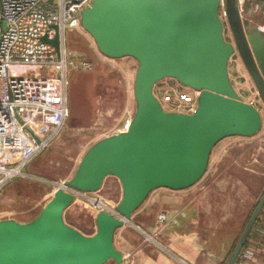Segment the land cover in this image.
I'll return each mask as SVG.
<instances>
[{
    "label": "water",
    "instance_id": "water-1",
    "mask_svg": "<svg viewBox=\"0 0 264 264\" xmlns=\"http://www.w3.org/2000/svg\"><path fill=\"white\" fill-rule=\"evenodd\" d=\"M221 0H92L80 25L98 51L111 59L131 57L134 113L126 129L105 136L83 153L29 221L0 219V264H128L114 235L157 188L187 189L203 176L212 148L229 136H253L258 108L235 91L228 72L236 52L264 101V24L257 25L236 0H223L232 42L224 38ZM50 43L59 52L58 36ZM166 78L197 91L192 111H167L154 93ZM107 176L121 186L118 215L100 210L86 235L67 224L74 192L98 191ZM264 208V191L225 264H235Z\"/></svg>",
    "mask_w": 264,
    "mask_h": 264
},
{
    "label": "rangeland",
    "instance_id": "rangeland-1",
    "mask_svg": "<svg viewBox=\"0 0 264 264\" xmlns=\"http://www.w3.org/2000/svg\"><path fill=\"white\" fill-rule=\"evenodd\" d=\"M219 13L221 14L220 11ZM261 16L264 19V14ZM222 19L224 38L226 41L232 42L225 18ZM66 46L71 51V58L76 64L73 63V68H70L69 117L63 131L51 142V145L23 168L24 175H16L11 182L3 186L0 191V219L14 218L23 222L33 219L51 198L53 192L62 185V182L72 176L87 148L97 140L121 131L134 113L132 86L137 67L135 59L131 57L111 59L102 55L93 39L82 27L67 34ZM86 64L90 65L89 69L84 66ZM228 72L230 81L241 99L253 103L260 110L262 119L260 130L253 136H229L220 140L211 150L203 176L188 189L198 188L202 189V192L204 191L199 198L200 204H212L211 220L213 219L214 223V167L216 159L222 158L218 162L220 170L224 171L232 160L239 159L238 163H247V166L252 169V174L243 177L244 186L235 185L234 187L240 196L235 199V202H240L237 206L241 207L236 213L237 227L239 221L247 214L246 209L250 206V201L252 209L264 190V101L236 52L229 59ZM189 89L175 79L166 78L154 87V93L165 110L177 111L176 94L180 90ZM253 171L258 174H254ZM203 182L206 186L201 188ZM154 191L169 192L171 189L157 188L152 192ZM74 194L73 202L64 212V220L86 235H92L95 232V216L98 211L105 210L118 215L115 205L121 196V186L114 176H107L98 191H76ZM247 195L250 199L242 203ZM95 201L99 204L96 205ZM205 214V211L202 212V217H199V226L195 230L199 234L196 242L200 245L209 236L210 230V228H206L208 225L206 221L209 220L210 214ZM163 215L166 216L164 211L157 215L158 222L155 221L154 224L157 232L162 230L161 223L164 221L159 220V217ZM141 228L155 236V239L162 244L161 250L173 256L179 253L185 257L199 258L202 255L203 249L188 247L184 241L180 240V237L174 240L173 237L160 234L161 239H159L156 233ZM237 232L238 230L236 234ZM141 239L144 241L143 244L147 243L144 237ZM173 241L176 242V250L171 247ZM116 242L118 246V239ZM211 243L212 245L209 246L203 244V247L208 250L212 249L214 253V239ZM106 264L114 263L108 261ZM188 264L191 263L188 262Z\"/></svg>",
    "mask_w": 264,
    "mask_h": 264
},
{
    "label": "built area",
    "instance_id": "built-area-1",
    "mask_svg": "<svg viewBox=\"0 0 264 264\" xmlns=\"http://www.w3.org/2000/svg\"><path fill=\"white\" fill-rule=\"evenodd\" d=\"M91 1L0 0V191L16 175H24L23 168L63 131L70 114L68 89L74 63L66 36L81 27V12ZM248 1L236 0L245 16L264 14V0L250 5ZM220 12L225 18L223 0ZM56 35L58 53L52 44L41 41ZM197 94L192 89L178 91L177 111H192ZM138 230L147 243L154 242V235ZM256 253V248H246L238 264L257 263Z\"/></svg>",
    "mask_w": 264,
    "mask_h": 264
},
{
    "label": "crops",
    "instance_id": "crops-1",
    "mask_svg": "<svg viewBox=\"0 0 264 264\" xmlns=\"http://www.w3.org/2000/svg\"><path fill=\"white\" fill-rule=\"evenodd\" d=\"M255 1L257 0H249L248 5ZM257 16L251 18L253 23L257 25L264 24L263 17L261 15ZM220 160L222 158L216 159L214 167V223L213 219L211 220L212 204H200L199 198L204 192H202V189L187 188L179 191L171 190L169 192L154 191L147 197L144 205L133 213L131 220L115 232L114 245L125 256L128 264H183L182 261H188L191 264L226 263L234 247L236 235L244 227L256 203L251 209L250 201V206L246 209L247 214L239 221L236 227V213L241 207L237 206L240 202H235V199H238L240 196L236 193L238 190L235 191L234 187L235 185L244 186L243 177L251 175L252 169L247 166V163H238L239 159H237L230 161L226 166V171L220 170V163L218 162ZM254 174L258 173L255 172ZM205 186L206 184L203 182L201 188ZM248 199H250L249 195L244 198L242 203L247 202ZM161 211L166 213V219L161 223L162 230L157 232L154 224L158 222L157 215ZM204 211L205 215L210 214L209 220L206 221L208 223L206 228H210V230L209 232L207 230L209 236L200 245L196 242L199 234L195 230L199 226V217H202V212ZM139 226L147 229L149 232L156 233L159 239H161L160 234L161 236L173 237L174 240L180 237V240L184 241L188 247L203 249L202 255L199 258H190L182 256V254L180 255L177 252L178 255L173 256L161 250L162 244L156 239H154L153 243L143 244L144 241L141 239L143 236L138 230ZM116 238L118 239V246ZM213 239L214 253L212 249L208 250L203 247V244L204 246L207 244L208 246L212 245L211 241ZM246 242V246L242 251L250 246L256 248L257 263L255 264H264V208ZM175 243L173 241L171 246L172 248L174 247L173 250L176 246ZM177 251H179L178 248ZM241 253L235 264H238Z\"/></svg>",
    "mask_w": 264,
    "mask_h": 264
},
{
    "label": "trees",
    "instance_id": "trees-1",
    "mask_svg": "<svg viewBox=\"0 0 264 264\" xmlns=\"http://www.w3.org/2000/svg\"><path fill=\"white\" fill-rule=\"evenodd\" d=\"M247 4H249V2H247ZM264 191V190H263ZM256 205V204H255ZM255 207V206H254ZM261 214V213H260ZM260 216V215H259ZM249 218V217H248ZM258 219H259V217H258ZM258 219H257V221H258ZM248 220V219H247ZM257 221L255 222V224L257 223ZM247 222V221H246ZM246 224V223H245ZM255 224H254V226H255ZM245 226V225H244ZM253 226V227H254ZM244 228V227H243ZM243 228H242V230H243ZM253 229V228H252ZM242 230L240 231V233L238 234V236H237V238H236V241H237V239L239 238V236H240V234H241V232H242ZM250 235V234H249ZM236 241H235V243H236ZM246 243L247 242H245V244H244V247L246 246ZM235 245V244H234ZM244 247H243V249H244Z\"/></svg>",
    "mask_w": 264,
    "mask_h": 264
},
{
    "label": "bare ground",
    "instance_id": "bare-ground-1",
    "mask_svg": "<svg viewBox=\"0 0 264 264\" xmlns=\"http://www.w3.org/2000/svg\"><path fill=\"white\" fill-rule=\"evenodd\" d=\"M78 42V41H77Z\"/></svg>",
    "mask_w": 264,
    "mask_h": 264
}]
</instances>
